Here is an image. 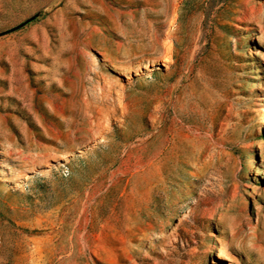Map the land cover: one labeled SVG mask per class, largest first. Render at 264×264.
I'll use <instances>...</instances> for the list:
<instances>
[{"label":"rangeland","instance_id":"obj_1","mask_svg":"<svg viewBox=\"0 0 264 264\" xmlns=\"http://www.w3.org/2000/svg\"><path fill=\"white\" fill-rule=\"evenodd\" d=\"M0 264H264V0H0Z\"/></svg>","mask_w":264,"mask_h":264},{"label":"bare ground","instance_id":"obj_2","mask_svg":"<svg viewBox=\"0 0 264 264\" xmlns=\"http://www.w3.org/2000/svg\"><path fill=\"white\" fill-rule=\"evenodd\" d=\"M218 256H221V254H218Z\"/></svg>","mask_w":264,"mask_h":264}]
</instances>
